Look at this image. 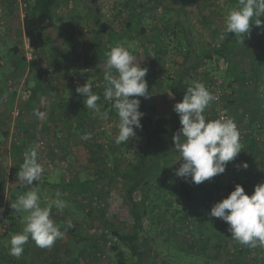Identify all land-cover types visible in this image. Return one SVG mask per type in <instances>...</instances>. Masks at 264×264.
Returning a JSON list of instances; mask_svg holds the SVG:
<instances>
[{"label":"rangeland","instance_id":"rangeland-1","mask_svg":"<svg viewBox=\"0 0 264 264\" xmlns=\"http://www.w3.org/2000/svg\"><path fill=\"white\" fill-rule=\"evenodd\" d=\"M121 1L60 0L55 6V24L50 33L55 45L65 52L64 58L75 64L70 75L74 74L75 82L70 85L69 75L53 73L55 52L32 51L23 26L26 0H0V183L4 181L0 187V217L9 220L0 246L6 237L5 242H10L11 228L14 234L22 232L27 215L11 208V203L26 192L20 193L9 184V170L20 160L23 163L26 151L36 148L38 163L45 169L42 186L36 190L41 207L56 199L57 194L66 202L62 211L52 208L51 218L64 235L51 248H44L43 264H118L111 249L117 240L110 222L116 217L125 223L126 232L134 230V205L120 177L132 167L131 163L142 159L145 136L140 128H134L135 138L116 145L119 119L109 116L102 120L93 113L87 117L76 104V87L87 81L94 94H100L104 79L96 66L106 61V53L113 47L108 33L96 32V20L108 23L123 36L118 46H124L136 63H141V67L149 63L145 79L150 98L139 99L146 107L151 103L158 105L160 113L171 118L167 135L170 146L175 147L172 138L181 127L173 107L183 98H176L168 87L184 61L174 39H170L167 51L155 63L157 52L164 47L159 40L164 39L163 25L175 18L178 8L167 0H141L147 5L146 11L117 15ZM232 1L180 3L181 8L187 9L195 34L201 35V51L220 48L233 34L225 31V17L233 9ZM127 21L136 27L141 25L145 32L127 31ZM241 39L235 36L231 41L232 64L214 55L198 66L189 80V86L200 82L219 96L206 109L207 120L219 119L223 105L246 130L247 137L240 140L241 152L227 164L223 174L199 185L189 178V189L195 196L192 201L181 192L183 178L175 175L180 166L179 153L175 151L165 160V171L154 177L157 183L147 186L154 201L138 234L144 243L145 264H264V248L239 244L232 239L226 222L209 215L211 207L225 198L228 182L244 181L253 192L255 185L264 183V25H250L242 43ZM15 47L18 53L14 52ZM28 91L31 95L25 99ZM82 98L84 102L85 97ZM34 109L43 117L38 118ZM89 132L92 138L82 140L81 136ZM242 162L249 165L246 170L237 168ZM133 197L144 210L143 191H136ZM68 227L76 234L70 233ZM121 247L131 264L129 250ZM28 252L24 246L19 258L5 259L19 264ZM8 261L4 263L9 264Z\"/></svg>","mask_w":264,"mask_h":264},{"label":"clouds","instance_id":"clouds-1","mask_svg":"<svg viewBox=\"0 0 264 264\" xmlns=\"http://www.w3.org/2000/svg\"><path fill=\"white\" fill-rule=\"evenodd\" d=\"M264 0H238L235 8L225 17L226 33L242 38L250 32V25H264ZM254 21V22H253ZM135 57L124 47L115 46L106 53V61L97 64L103 72L104 99L112 102L119 119L118 134L114 138L116 145L126 144L136 137L134 128H142L139 110L140 97L150 98L147 81L148 69L135 62ZM76 92L85 97L84 105L96 117L107 120L109 113L102 111L97 103L100 96L94 94L92 85L87 81L76 87ZM216 100V96L200 82H193L187 88L181 102L175 103L173 110L179 115L181 127L173 136L174 149L179 153L175 170L178 178L197 185L223 174L229 162L241 152L240 132L233 119L221 116L207 120L204 113ZM38 118L43 113L34 109ZM92 134L84 133L82 140H90ZM38 151L32 148L24 153V160L17 173L21 187L32 185L41 180L45 169L38 163ZM176 162V163H177ZM247 162L237 168L247 169ZM51 200L45 207L40 205V196L31 190L17 197L11 203L16 213H26L22 232L10 238L9 255L19 258L24 245L29 240L37 247L51 248L64 232L51 218L52 208L62 211L66 202L59 198ZM3 209H0L2 212ZM209 215L226 222L232 239L251 248H264V183L254 186L251 196L245 193L243 186L236 184L234 190L222 200L216 202Z\"/></svg>","mask_w":264,"mask_h":264},{"label":"trees","instance_id":"trees-1","mask_svg":"<svg viewBox=\"0 0 264 264\" xmlns=\"http://www.w3.org/2000/svg\"><path fill=\"white\" fill-rule=\"evenodd\" d=\"M60 0H26V12L24 15L23 26L26 37L28 38L29 45L33 52H39L44 49H50L54 54L53 58V73L55 75H71L75 64L64 58L65 52L62 48H58L55 45V39L50 33V29L55 24L54 8ZM187 0H167L169 5L178 8L177 13H174V19H169L164 23V39H159L163 46L159 49L157 61L162 59L161 54L163 51H167L166 48L170 39H174L176 42V49L183 58L182 66L179 69V73L174 78H170L171 82L168 87L170 92L178 99H182L186 93L188 86L190 85V78L193 77L196 68L203 62L209 61L214 55L218 58H223L229 63H233V59L229 54V47L231 41L235 37V34L230 35L225 41H223L220 48H214L213 51H201L199 49V42L201 35H196L193 30V25L190 17L187 15V9L181 8V4ZM122 8L119 9L117 15L128 11L138 12L146 11V4L141 0H122ZM238 0L232 1V8H235V4ZM118 4V3H117ZM119 5V4H118ZM97 26L95 27L97 33H108L110 41L113 47L118 46L122 41L123 36L117 34L108 23L103 22L101 19L96 20ZM127 31L135 29L137 32L144 33L145 28L139 25L134 26L131 21L126 22ZM14 52L18 53L19 50L15 47ZM23 59H26L25 54H21ZM149 66V63L145 64V67ZM153 67V66H152ZM236 70V67H235ZM175 81H174V80ZM75 82L74 74L69 77L70 85ZM101 92L99 94L100 100L97 102L101 106L102 111H107L109 116L118 118L115 109L112 107V102L104 99V82L101 84ZM149 88V87H148ZM76 104H79V110H83L85 116H89L91 110H88L83 102L82 95L75 93ZM76 106V105H75ZM139 110L144 113L141 118L140 128L145 136L142 148L144 153L142 159L138 162L131 163L132 167L126 170L124 175L120 177L123 181L124 187L127 192V196L130 202L133 203V216L135 220L134 230L132 232L125 231V223L120 222L116 217L111 220V227L113 234L116 237L117 243L111 246L113 252L117 256L118 264H128V258L126 252L122 249L121 245H124L131 254V264H145L144 256V243L141 241L139 231L142 229L143 218L149 215L151 206L154 199L150 196L148 191L151 183H157L154 177L165 171V160L173 154L176 150L170 146V142L167 139V135L170 133L169 125L172 120L167 115L160 113L159 107L156 104H149L146 107L140 103ZM231 114V113H230ZM232 115V114H231ZM175 129L178 130V125H175ZM22 161L15 163L11 166L8 177L9 184L18 192H28L31 190H38L42 186V180L34 182L32 185L21 187L17 177V173L20 170ZM8 182V181H6ZM0 183V187H1ZM4 184V181H3ZM2 184V185H3ZM236 184L243 186L245 193L251 196L253 191L249 185L244 181L235 180L228 182L226 185L225 198L234 190ZM143 191L145 204L144 210H141L134 202V193L136 191ZM181 192L184 194L187 200H194V193L189 189L188 182L184 179L181 182ZM117 228V229H115ZM68 230L73 235L76 234L75 230L68 227Z\"/></svg>","mask_w":264,"mask_h":264},{"label":"crops","instance_id":"crops-1","mask_svg":"<svg viewBox=\"0 0 264 264\" xmlns=\"http://www.w3.org/2000/svg\"><path fill=\"white\" fill-rule=\"evenodd\" d=\"M14 235L13 231H12V228H11V231H9V234H8V238H11V236ZM7 239L4 238V248L3 249V246L1 247L0 246V263L2 264H5L4 262L8 261L7 259H5L6 256H8L9 258H12L11 255H9V248H10V244L5 242ZM8 246V252H7V246ZM27 249V251H29L27 254L24 255V259L22 260V263H19V264H43L44 263V259H45V254H44V248H40V247H37L35 244H32L28 241V243H26L24 245ZM2 252H4V254L2 255ZM9 264H11V261L9 259Z\"/></svg>","mask_w":264,"mask_h":264},{"label":"built area","instance_id":"built-area-1","mask_svg":"<svg viewBox=\"0 0 264 264\" xmlns=\"http://www.w3.org/2000/svg\"><path fill=\"white\" fill-rule=\"evenodd\" d=\"M30 91H28L24 98L26 99L29 95H31ZM216 100H219V96L216 95ZM221 116H226L228 118H231L234 120L239 132H240V140H243L247 137V132L246 130H244L240 124L235 120V118L230 114V112L228 111V109L226 107H224L223 105L220 106L219 108V118ZM9 226V220L7 217L2 218L0 217V237L6 232L7 228Z\"/></svg>","mask_w":264,"mask_h":264}]
</instances>
